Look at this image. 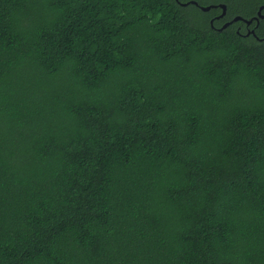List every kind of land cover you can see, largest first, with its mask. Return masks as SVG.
<instances>
[{
  "label": "trees",
  "instance_id": "16d2710c",
  "mask_svg": "<svg viewBox=\"0 0 264 264\" xmlns=\"http://www.w3.org/2000/svg\"><path fill=\"white\" fill-rule=\"evenodd\" d=\"M195 1L0 0V264H264V0Z\"/></svg>",
  "mask_w": 264,
  "mask_h": 264
},
{
  "label": "water",
  "instance_id": "95a60500",
  "mask_svg": "<svg viewBox=\"0 0 264 264\" xmlns=\"http://www.w3.org/2000/svg\"><path fill=\"white\" fill-rule=\"evenodd\" d=\"M179 4L181 5H188L190 3L192 4H196L198 5L197 1L195 0H190V1H186V2H180L179 0H176ZM213 6H218L219 8H221V13L219 15H217L216 17L219 18V17H222L225 12H226V5L224 3H220V4H217V5H206V6H203V5H199V7L203 10V11H208L211 7ZM261 9H262V6L259 8L258 10V15H260L261 17H264V15H261ZM255 19H258V17H254ZM237 20H243L245 23L247 24H250L252 22V18L247 20V19H244L242 18L241 16L237 15L235 16L234 18H232V20H229L227 22H225L219 29H223L225 27H227L230 23L234 22V21H237ZM213 20H211L212 22Z\"/></svg>",
  "mask_w": 264,
  "mask_h": 264
},
{
  "label": "flooded vegetation",
  "instance_id": "af4514ba",
  "mask_svg": "<svg viewBox=\"0 0 264 264\" xmlns=\"http://www.w3.org/2000/svg\"><path fill=\"white\" fill-rule=\"evenodd\" d=\"M260 7H261V6H260ZM261 15H262V14H261ZM259 18L264 19V17H260V15H259L258 19L255 20L256 25H257V23H259V21H260ZM237 21H238V20H237ZM237 21H234V22H237ZM241 21H243V20H241ZM243 22H244V21H243ZM250 24H252V22H251ZM250 24H249V25H250ZM249 25L247 26V24H246L245 29L248 30V31H250V32H253V29H251V28L249 27ZM238 28H240V26H238Z\"/></svg>",
  "mask_w": 264,
  "mask_h": 264
}]
</instances>
